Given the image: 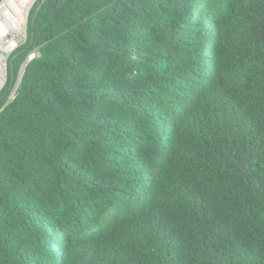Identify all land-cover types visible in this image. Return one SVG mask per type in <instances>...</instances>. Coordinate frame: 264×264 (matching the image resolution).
<instances>
[{
	"label": "trees",
	"instance_id": "16d2710c",
	"mask_svg": "<svg viewBox=\"0 0 264 264\" xmlns=\"http://www.w3.org/2000/svg\"><path fill=\"white\" fill-rule=\"evenodd\" d=\"M7 68L0 264H264V0H36Z\"/></svg>",
	"mask_w": 264,
	"mask_h": 264
},
{
	"label": "built area",
	"instance_id": "2783aa9c",
	"mask_svg": "<svg viewBox=\"0 0 264 264\" xmlns=\"http://www.w3.org/2000/svg\"><path fill=\"white\" fill-rule=\"evenodd\" d=\"M3 2L4 0L0 2V5ZM3 21L4 19L0 18V24L3 23ZM18 32H24V28L22 27L21 31H14L3 25L2 29L0 30V90L3 88L7 80L6 76L8 72V58L20 45V42L18 40V37L20 36L18 35ZM36 55H38V51L36 50H31L27 53L25 59L22 61L19 67L16 79L12 82L9 88L5 104L14 99L18 84L22 77L23 70L26 67L27 63Z\"/></svg>",
	"mask_w": 264,
	"mask_h": 264
},
{
	"label": "bare ground",
	"instance_id": "6f19581e",
	"mask_svg": "<svg viewBox=\"0 0 264 264\" xmlns=\"http://www.w3.org/2000/svg\"><path fill=\"white\" fill-rule=\"evenodd\" d=\"M32 2L33 0H4L0 5V18L4 19L0 24V30L5 25L14 31H21Z\"/></svg>",
	"mask_w": 264,
	"mask_h": 264
},
{
	"label": "rangeland",
	"instance_id": "374dc122",
	"mask_svg": "<svg viewBox=\"0 0 264 264\" xmlns=\"http://www.w3.org/2000/svg\"><path fill=\"white\" fill-rule=\"evenodd\" d=\"M35 1L36 0H33L32 5L34 4ZM31 7H30V9H31ZM30 9H29V11H30ZM28 14H29V12H28ZM27 19H28V15H27ZM27 19H26L25 25H23L24 32H21V33L18 32V35L20 36V37H18V40L20 42V45L25 42V38H26V28H27ZM6 78H7V76H6Z\"/></svg>",
	"mask_w": 264,
	"mask_h": 264
}]
</instances>
